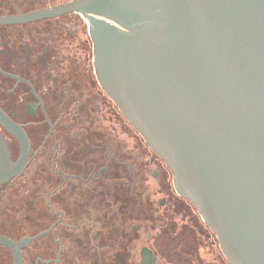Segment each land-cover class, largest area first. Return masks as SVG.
Segmentation results:
<instances>
[{
	"label": "flooded vegetation",
	"instance_id": "1",
	"mask_svg": "<svg viewBox=\"0 0 264 264\" xmlns=\"http://www.w3.org/2000/svg\"><path fill=\"white\" fill-rule=\"evenodd\" d=\"M66 1L0 0V15ZM72 15L0 25V109L17 125L0 121V168L6 149L26 164L0 181V235L29 239L22 264H232L103 88ZM0 264H15L4 243Z\"/></svg>",
	"mask_w": 264,
	"mask_h": 264
},
{
	"label": "water",
	"instance_id": "2",
	"mask_svg": "<svg viewBox=\"0 0 264 264\" xmlns=\"http://www.w3.org/2000/svg\"><path fill=\"white\" fill-rule=\"evenodd\" d=\"M74 12L88 23L103 88L228 260L264 264V0H69L0 15V25ZM0 121L17 129L1 109ZM5 154L0 181L26 165ZM28 240L0 235L15 264Z\"/></svg>",
	"mask_w": 264,
	"mask_h": 264
},
{
	"label": "rangeland",
	"instance_id": "3",
	"mask_svg": "<svg viewBox=\"0 0 264 264\" xmlns=\"http://www.w3.org/2000/svg\"><path fill=\"white\" fill-rule=\"evenodd\" d=\"M57 1V0H56ZM46 3V2H45ZM42 4V3H41ZM38 5H40V4H38ZM7 10V8H1L0 9V11H1V13L2 12H4L5 13V11ZM73 16V18H75L76 20H78V21H80V20H82V18L83 17H81V15H72ZM86 26H88V24L86 23ZM92 41V40H91ZM220 248V247H219ZM221 249V248H220Z\"/></svg>",
	"mask_w": 264,
	"mask_h": 264
}]
</instances>
